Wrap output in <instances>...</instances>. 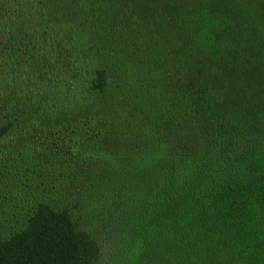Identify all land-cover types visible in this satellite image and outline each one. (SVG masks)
<instances>
[{
    "label": "trees",
    "instance_id": "obj_1",
    "mask_svg": "<svg viewBox=\"0 0 264 264\" xmlns=\"http://www.w3.org/2000/svg\"><path fill=\"white\" fill-rule=\"evenodd\" d=\"M61 1L30 0L20 10L58 29L73 23L82 30L81 17L67 19ZM127 7L135 21L167 10L168 19L189 21L172 25L177 34L169 50L181 69L165 74L183 76L182 93L140 115L137 108L130 116L121 106L113 109L110 100L100 104L97 121L110 134L96 154H131L99 194L98 235L80 230L72 207L51 192L53 160L45 176L42 159H1L0 264H126L142 229L150 237L140 264H264V0H132ZM204 23H213L211 48L221 49L209 58L187 47L198 42L191 31ZM34 30L38 43L57 45L49 26ZM116 40H92L71 63L87 90H104L105 70L97 63ZM33 45H24L26 58ZM48 82L45 94L24 101L21 89L9 98L0 85V145L9 148L38 119L66 107L69 85ZM200 117L205 125L197 127ZM142 149L165 151L136 155Z\"/></svg>",
    "mask_w": 264,
    "mask_h": 264
},
{
    "label": "rangeland",
    "instance_id": "obj_2",
    "mask_svg": "<svg viewBox=\"0 0 264 264\" xmlns=\"http://www.w3.org/2000/svg\"><path fill=\"white\" fill-rule=\"evenodd\" d=\"M28 1L0 0V85L9 98L13 96V89H21L20 100L24 101L45 94L50 84L48 81L64 80L65 85H69L67 104L58 114L38 119L37 124L14 145L9 148L7 143L0 145V160L14 156L42 159V175L51 166L48 160H53L52 172L57 177L50 186L51 192L72 207L77 227L95 236L103 230L99 194L131 154L119 150H114L113 154H96L95 148L100 145L103 135L110 134V129L102 128L97 121L100 104L110 100L111 108L121 106L128 116L137 108L140 115L141 112L148 113L145 109L151 103L161 107L167 102L165 98L181 95L183 76L169 79L165 74L179 73L181 69L173 61L177 53L169 50V45L175 41L173 35L177 34L172 25L190 24L187 19L183 22L177 18L168 19V10L144 17L140 14L135 21L130 15L132 8L127 7L132 0H96V8L93 0H54L65 2L64 8L70 12L67 19L80 16L83 23L82 30L73 23L58 29L56 25H50L52 22L36 21L20 10ZM32 1L36 4L41 0ZM121 1L123 11H119ZM41 23L58 36L59 44L45 47L47 41L38 43L39 38L32 33ZM212 27L213 23H204L192 30L198 42L188 41L187 47L193 46L204 52L205 58H209V53L220 52L219 47L211 48L209 29ZM115 38L117 40L97 63L105 70L104 90H87L85 81L71 63L89 51L92 40L108 44ZM62 40L65 43H60ZM27 42L35 44L29 58L25 57ZM45 61H49L46 66ZM129 109H132L131 113ZM95 115L96 124L93 121ZM140 120H143V114ZM199 120L197 127L205 125L204 118ZM116 125L111 128L114 130ZM186 128L188 130V126ZM161 151L165 150L142 149L136 155ZM12 181L15 179H9L13 185ZM259 233L264 235V230ZM148 234L145 229L139 231L138 238L129 247L126 264H140V253L150 237Z\"/></svg>",
    "mask_w": 264,
    "mask_h": 264
}]
</instances>
